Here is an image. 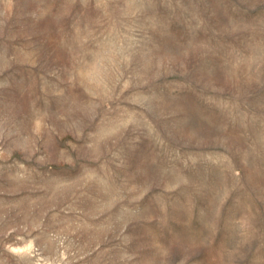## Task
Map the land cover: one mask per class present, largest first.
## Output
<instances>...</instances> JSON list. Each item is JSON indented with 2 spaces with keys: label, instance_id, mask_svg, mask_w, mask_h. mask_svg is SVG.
Here are the masks:
<instances>
[{
  "label": "rangeland",
  "instance_id": "374dc122",
  "mask_svg": "<svg viewBox=\"0 0 264 264\" xmlns=\"http://www.w3.org/2000/svg\"><path fill=\"white\" fill-rule=\"evenodd\" d=\"M0 264H264V0H0Z\"/></svg>",
  "mask_w": 264,
  "mask_h": 264
}]
</instances>
